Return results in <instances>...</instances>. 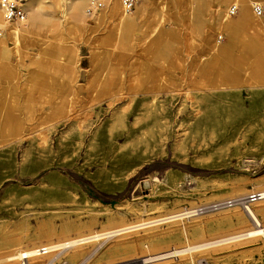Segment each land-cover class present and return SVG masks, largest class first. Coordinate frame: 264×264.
<instances>
[{
    "label": "rangeland",
    "instance_id": "rangeland-1",
    "mask_svg": "<svg viewBox=\"0 0 264 264\" xmlns=\"http://www.w3.org/2000/svg\"><path fill=\"white\" fill-rule=\"evenodd\" d=\"M254 2L264 9V0ZM205 3L143 0L129 13L137 17L140 7H150L132 41L124 32L117 36L107 20H91L76 34H54L53 26L61 22L58 0H44V19L34 27L29 16L15 25L23 28L19 44L15 26L6 28L0 39L5 37L11 62L0 59V248L16 237L25 249L98 230L106 234L54 248L43 255L44 263L143 264L137 244L135 251H116L115 244L153 235L150 240L162 250L189 248L203 241L188 225L193 219L115 230L264 189L259 185L264 182V69L244 72L238 41L243 29L226 56L208 54L192 40L185 26L199 38L209 17L203 15ZM208 3L226 6V0ZM252 12L264 17V10ZM220 33L219 41L229 43L227 33ZM189 53L198 55L193 82L180 66L191 60ZM114 85L122 95L111 104ZM263 207L255 211L264 220ZM223 212L231 222L216 213L200 216L207 240L241 230H234L243 224L240 211ZM64 222L69 233L60 232ZM168 226L173 233L162 236ZM48 227L55 234L49 235ZM263 242L239 243L224 253L191 250L159 264H264Z\"/></svg>",
    "mask_w": 264,
    "mask_h": 264
},
{
    "label": "bare ground",
    "instance_id": "bare-ground-1",
    "mask_svg": "<svg viewBox=\"0 0 264 264\" xmlns=\"http://www.w3.org/2000/svg\"><path fill=\"white\" fill-rule=\"evenodd\" d=\"M103 1L105 2L107 8H104L105 10H103L102 12L99 11L98 13H94L93 15H89L86 12L87 0H58L59 7L61 8V15H60L61 22L60 24L53 26V29H54L53 33L58 35V34H64L67 31H71V34H76L80 30L88 29L90 25L89 21L91 20H94L95 21L94 23L96 24L99 23V21L101 20H107L110 23L109 25H111L112 28L117 30L118 32L117 36H121L122 32H124L130 38H132L131 39L132 41L133 35H134L133 33L134 27L137 25V22L139 20H143L146 17L147 9H149L150 7H147V6L140 7L139 10H137V17H132L130 14L125 12L121 0H103ZM202 1L206 2L205 3L206 6H204L205 13L203 15L206 16L207 14H209V17L206 18L205 24L202 25V27L199 29L197 33L199 35V38H197L196 34L192 30H190V27L188 25L185 26L186 31H188L187 34H190V36L192 37V40L193 41L197 40L201 42L202 45H204L205 47L204 49L206 50L208 54H212L214 56H223V55L226 56V54L229 53L228 52L229 46L233 45L237 41L238 32L243 29V31H245V34L238 41H239V48L241 49L242 52H244V56L240 57V59L243 60L242 68L244 72L248 73V71L250 72V70H252L253 72L256 68L264 69L263 68L264 67V17H257L253 14L252 9H253V5L256 2H254V0H226V6L223 7L222 5L212 6L208 3V0H199L200 3ZM43 3H44V0H26L25 2V8L27 10L29 20L33 24L32 27H34L36 24H39L44 19L45 14H44V9H43ZM152 3H153V0H149V4L152 5ZM237 3H240L241 5L240 14L238 15L236 19H233L231 18L229 14V8L231 5L237 4ZM190 12H191L190 10L187 11L185 16L189 17ZM59 26L64 28V30H62V28L60 29ZM2 27H5V22H4V16H3V9L0 5V28ZM11 30L13 32V38L16 44H19L20 32L23 30V28L15 26L11 28ZM24 31H28V30L24 29ZM220 31H225L227 33L228 38H229V43L223 44L219 41L218 38L223 37V34H221ZM118 44H119L118 41H116L115 46H117ZM24 55L25 53L21 54L20 59ZM196 57H198V55L191 54V60L188 59L187 64L185 65L182 64V61H180V66H184L185 71H186V76L187 78L190 79L191 82H193L195 78L197 80L195 73L199 72V70H197V68L194 66L195 65L194 60ZM0 59L7 61L8 64H10L11 62L10 51H9L8 46L5 45L4 36L2 37V39H0ZM21 63L20 65H22ZM8 67H11V66H8ZM257 70L258 69H256V71ZM198 82L201 85L203 84L202 79L200 78L198 79ZM117 91H118V85H114L110 89L111 93H117L116 98L111 100L110 102L111 104L117 101L119 97H121L122 95L120 94L122 92L119 93ZM40 135H41L40 143L43 146L46 144V133L42 132ZM259 185L264 186V182H261ZM240 188L243 189V187H240ZM94 203H97V202H94ZM260 205L264 206V200H261L257 203V206H260ZM105 210L111 213L112 215V216L110 215L111 217H109L110 222L114 221V216H113V212H111V209L105 206ZM252 212L257 218H258V214L261 215L260 211H252ZM180 214L181 213L175 214L172 216H166L163 218H157L153 220L151 219L149 221H146V222L144 221L143 223H138V224L135 223L130 226L126 225L127 227H122L118 230H115L114 232H116L117 234V232L119 231L120 233H122L121 231H124V232L133 231V230L139 229L140 227L143 228L144 225H147L148 227H150L157 223H161V222L164 223L167 221H171V219L174 221L175 220L180 221V219L182 218ZM237 214L240 215L239 218L242 219L243 224L234 230H237L238 228H240L241 230L234 232V233L231 232L230 234L222 235L220 237L218 236V238H213L212 240L206 239L207 236L204 235L205 232L203 233V229L201 225V218L199 216L193 218L194 223L192 222L188 225L194 226L193 227L194 236L197 239H202L203 241L200 244L197 243L198 245L196 244L195 246L193 245L192 247H189V248L175 247L173 249L162 250L160 249V247L157 246V244L153 243L150 240L152 239L150 237L153 236V235H150L148 237L138 238L137 240H131V239L124 238L123 241L115 244V250L118 251V250L127 248L132 251H135L134 247H135V244H137L140 247L139 250L142 254V256L140 257L144 258L143 264H151V263L159 264V263H163L171 259L172 256H178L182 253H185L191 250L201 251V250H206V249H209V250L213 249V251H218V253L220 252L224 253V252H230L234 249H237L239 246L237 247H233V246L239 243L242 244L241 247H246V246H250L254 244L256 245L258 243L257 241L258 236L264 235V230L254 229L248 232L250 233L248 235H245V233H240L245 230L241 227L250 225V222L248 221V219H244L245 217L241 212H237ZM263 215H264V212H263ZM223 217L226 218L227 222L232 221L228 215H224ZM122 226H124V224ZM169 227L170 226H168V228L164 231L162 230L163 231L161 234L162 236L173 233V228H169ZM69 231H70V225L68 224V222L62 223L60 232L65 234V233H69ZM46 232L49 235L55 234L54 229L51 227H48ZM237 233H240V234H237ZM104 234L106 233L95 230L94 233L88 237L85 236L79 239L72 238L71 240H66L63 242L49 241V243H45L41 245V247H45L49 249L48 251L51 252L54 248H57L63 245L69 246L71 244H82L87 240L99 239ZM145 240H149L150 242L146 244L144 243ZM261 245L264 246V242ZM0 249L5 250V253L0 254V264H18L19 261L22 260V258L25 257L26 255L30 257L29 264H45L44 263L45 258H43V254L37 255L38 254L37 247H27L23 249L21 246V241L17 237L15 241L4 242ZM78 251L82 252L83 249L79 248ZM148 251L151 252L149 256L148 254L146 255ZM247 255L248 253L244 252L242 254V259ZM111 260L112 262H114L113 257H111ZM25 264H28V263L25 262Z\"/></svg>",
    "mask_w": 264,
    "mask_h": 264
},
{
    "label": "built area",
    "instance_id": "built-area-1",
    "mask_svg": "<svg viewBox=\"0 0 264 264\" xmlns=\"http://www.w3.org/2000/svg\"><path fill=\"white\" fill-rule=\"evenodd\" d=\"M143 0H121L125 12L132 13L136 10L138 5L141 4ZM26 0H0V5L3 9V16L5 27L0 28V36H2L6 28L13 27L16 24H21L27 20V10L25 8ZM239 4H233L229 8V14L234 15L239 10ZM105 7V2L103 0H88L86 12L90 15L101 11ZM255 12L260 15L263 13V6L260 3H255L253 5ZM264 200V189L262 190H252L245 194L236 195L234 197H227L226 199H218L209 202L199 203L195 205H188L181 209V211L174 213H181V219L185 221H191L195 216H204L209 213H216L224 215L223 211L229 210L231 214L236 211H240L250 222L251 227L246 228L243 232L248 235L251 230H264V220L258 214V218L253 214L252 211L256 210L257 203ZM238 208V209H236ZM226 213V212H225ZM170 215V216H172ZM172 220V219H171ZM237 233V234H240ZM236 234V235H237ZM255 239V238H254ZM264 235L258 236L257 241H263ZM45 247H37V255H46L50 251ZM29 258L27 255L23 257V264H29Z\"/></svg>",
    "mask_w": 264,
    "mask_h": 264
}]
</instances>
